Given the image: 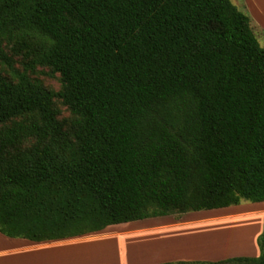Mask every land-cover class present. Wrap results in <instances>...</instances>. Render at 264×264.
<instances>
[{
    "label": "trees",
    "instance_id": "16d2710c",
    "mask_svg": "<svg viewBox=\"0 0 264 264\" xmlns=\"http://www.w3.org/2000/svg\"><path fill=\"white\" fill-rule=\"evenodd\" d=\"M61 76L54 92L7 50ZM0 232L49 241L264 202V46L232 0H0ZM72 114L58 119L55 98ZM257 257L160 264H264Z\"/></svg>",
    "mask_w": 264,
    "mask_h": 264
},
{
    "label": "rangeland",
    "instance_id": "374dc122",
    "mask_svg": "<svg viewBox=\"0 0 264 264\" xmlns=\"http://www.w3.org/2000/svg\"><path fill=\"white\" fill-rule=\"evenodd\" d=\"M232 1L252 18L255 33L264 46V0H249V3L253 2V10L248 6L247 0ZM7 50L15 59L16 68L20 71H26L32 80L41 82L54 92L61 89L60 74L53 72L49 67L33 64L31 50L19 47L12 48V44L7 46ZM0 71L15 79L6 67L0 65ZM55 107L58 111L59 120L65 124L72 120V114L61 98H55ZM252 204L254 202L243 200L240 206ZM235 211L238 210L188 211L109 225L104 229L107 233L105 235L93 237L97 234H88L86 237L93 238L65 244L58 247L57 250L50 251L51 253L47 255L50 257L49 260L46 254H43L42 258L45 257V259L40 264H130L133 260L150 264L167 259H181L180 262L189 263L223 261L233 258L226 257V255L233 252L239 253L240 247L244 249L246 244L251 241L256 232L252 227L254 225L259 226L261 217L237 215L236 217L227 216L220 220L201 221L200 219ZM177 220H191V222L165 226L159 230L138 228L144 225H161ZM130 229L133 232L112 234ZM263 231L256 240L260 249L259 255L262 253L259 238ZM235 257L240 256L235 255ZM174 263L178 262L174 261Z\"/></svg>",
    "mask_w": 264,
    "mask_h": 264
},
{
    "label": "crops",
    "instance_id": "0c3cea01",
    "mask_svg": "<svg viewBox=\"0 0 264 264\" xmlns=\"http://www.w3.org/2000/svg\"><path fill=\"white\" fill-rule=\"evenodd\" d=\"M248 6L253 10L254 6L252 5L253 2L249 3V0H247ZM251 4V5H249ZM242 203V202H241ZM240 203V204H241ZM238 205H232L228 207H222V208H216V209H209V210H238L235 212H231L229 214L225 215H216L213 217L209 218H202L200 219L201 221H206V220H220L225 217H236L237 215H243V216H260L261 221L259 223V226L252 227L254 229L255 235H253V238H251V241L246 244L244 249L240 247L239 253H229V255H226V257H235L236 256H246V257H257L260 254V249L259 246L256 242L258 235L263 231L264 228V202H254L252 205H246V206H240ZM143 220V219H142ZM139 221V220H138ZM198 221V220H195ZM200 221V222H201ZM133 222V221H132ZM191 220L187 221H173L171 223H164L161 225H156V224H150V225H144L138 228H144V229H156L159 230L162 227L165 226H174V225H179V224H184V223H189ZM193 222V221H192ZM128 223V222H126ZM121 224V223H120ZM125 225V224H123ZM107 228V227H106ZM138 230V229H137ZM124 232H133V230H125V231H119V232H114L112 234H117V233H124ZM92 234V233H91ZM97 236L93 237H98L100 235H105L104 229L95 232ZM88 235V234H87ZM93 237H86V235L83 236H78V237H72V238H65V239H58V240H49V241H32L26 238H19V237H9L4 235L3 233L0 232V264H40L43 262L45 257L42 258L43 254H46L47 259L49 260L50 257L47 255L51 253L54 250H57L58 247L65 245V244H70V243H75L76 241H80L83 239H88V238H93ZM237 249V248H236ZM51 251V252H50ZM233 254V255H232ZM27 259V261H26ZM181 259H167L163 261H155L150 264H160V263H167V262H180ZM212 260H217V259H212ZM134 261V260H133ZM130 264H149V263H142V262H136L134 261ZM200 261V260H198Z\"/></svg>",
    "mask_w": 264,
    "mask_h": 264
}]
</instances>
